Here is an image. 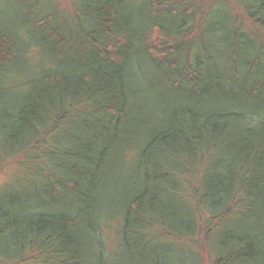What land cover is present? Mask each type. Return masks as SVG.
I'll list each match as a JSON object with an SVG mask.
<instances>
[{"label": "trees", "instance_id": "16d2710c", "mask_svg": "<svg viewBox=\"0 0 264 264\" xmlns=\"http://www.w3.org/2000/svg\"><path fill=\"white\" fill-rule=\"evenodd\" d=\"M72 1L70 17L53 0H15L16 28L0 18V157L49 148L47 173L28 174L29 199H1L0 261L21 264L38 251L42 264H106L99 234L117 219L122 245L182 244L204 211L217 223L211 239L224 229L216 264H264V40L232 9L264 39V0ZM32 47L42 69L26 77L19 67L10 82ZM155 87L152 112L138 101ZM142 109L156 114L155 126L141 121ZM127 160L128 181L118 172ZM120 181L123 206L105 220L100 208ZM239 224L244 232L233 231ZM155 253L153 264L180 261L163 247Z\"/></svg>", "mask_w": 264, "mask_h": 264}, {"label": "rangeland", "instance_id": "374dc122", "mask_svg": "<svg viewBox=\"0 0 264 264\" xmlns=\"http://www.w3.org/2000/svg\"><path fill=\"white\" fill-rule=\"evenodd\" d=\"M204 3L203 5L207 6L211 2L215 0H203ZM54 7L58 11H62L64 14L67 15V17H70V15L73 13V1L72 0H53ZM17 6L15 4V0H0V18L2 21V24L6 26L5 28L7 29H12L14 30L16 28L15 25V13H16ZM234 14L238 15L239 21H241L244 26L246 27L245 30L247 29L253 36L254 40H261L263 41L264 39L262 38V33L261 30L257 29L254 24H252L248 19H246L245 15L237 9V6L234 4L232 7ZM45 19V18H44ZM25 30L23 29L22 34L24 33V38L25 40L28 39V36L25 34ZM24 40V39H23ZM22 40V41H23ZM27 41H23L22 45H20V49L24 50L28 49V45L26 43ZM24 43V44H23ZM29 51L28 55H23L21 56V60L14 63L11 72H9V77L8 80L12 83H18V78L16 72H20L19 67L22 69L21 72L22 76L27 77L28 74L31 72H39L41 70V60H43L42 56H37L38 55V49L35 47H32ZM48 54H46L47 57ZM154 81L150 77V84L155 86ZM146 85H144L145 87ZM148 86V85H147ZM146 86V87H147ZM149 89V88H148ZM149 91H142L143 96L141 97L142 102L138 101L139 103H143L144 101L146 102V105L151 108H149L152 112H156V97L158 95V92L155 89H149ZM24 92H26V89L21 88V90L18 89H13L9 90V93H7V101L2 102L3 108L9 109L12 107V103L15 102L17 97L23 96ZM175 95H178L176 93ZM9 101L11 102L9 104ZM5 103V104H4ZM154 104V105H153ZM142 113L140 114L141 121L145 120L146 123L149 125L155 126L156 125V114H152L149 112L147 109H142ZM135 118H139V116L134 115V120ZM126 127L130 128L131 125H126ZM125 137L127 138H134V136H128L126 135ZM46 148V147H45ZM44 146H36V150L34 151L32 149L30 154H26L25 156L22 155L21 157L11 159V160H5L2 157H0V203L2 198L6 199H16V198H28V194L31 191L30 187V181L28 180L30 177L28 174L32 172L34 169L35 171H44V173H47V166L42 162L44 159H46V156L49 152V148L45 149ZM40 149V150H39ZM212 162H209L206 164L205 167V172L211 167ZM126 165L128 169H125L124 171L119 170V178L123 180L129 179L127 176L129 173H133L131 166L133 165V160H127ZM31 171V172H30ZM197 183H200V177H198ZM118 194H116V189L117 186L114 188L110 185L108 192V200L104 205L100 208V212L102 214H107L108 219H116L118 218V210L121 209L123 206L122 203L124 202V198H122L125 190L127 189V186L124 182H118ZM114 188V190H113ZM185 202L186 196L183 195L182 199L180 202L184 205H186ZM103 210V211H102ZM204 212V211H203ZM202 212V215H199V228L197 229L196 232V237L194 240H188L184 239L183 241H179L182 244L172 242V241H161L158 244L155 243L156 241H153L156 239V228L155 226H150L148 228V233L149 235L147 236L150 238L151 242L153 244L147 245L146 247L144 243L140 242H134L131 241L129 245H122V241H120V234L118 231V228L120 227V221L117 219L114 223H110L108 227L104 229V231L99 234L101 241H102V246L104 250V256L106 257V264H153L156 262V246L163 247V249L167 250L168 253L164 254L165 256L168 257V260L173 261L180 259L179 262L176 264H190V262H186L187 256H193L194 258V263L197 264L195 254L199 257L201 264H216L218 260L216 252L214 251V242H217L219 236L223 234L224 229L223 227L220 228L218 231L213 233V236L217 234L214 239H211L212 237V231L215 228V225L217 223L211 222V219L205 213ZM185 218V217H184ZM188 221V220H187ZM182 228H180V232H185V227H186V222L182 223ZM241 227V224H239L238 227L234 228V232L239 231ZM243 228H245V224L242 225L241 232H244ZM210 230V233H209ZM159 235V234H158ZM161 237V235H159ZM213 238V237H212ZM0 248H1V242H0ZM143 248V250L141 249ZM148 249L152 251H148ZM42 253L38 252L30 255L28 259H25L26 261L21 263V264H42V259L44 258ZM1 260V259H0ZM0 264H15V263H7V262H2L0 261ZM200 264V263H199Z\"/></svg>", "mask_w": 264, "mask_h": 264}]
</instances>
